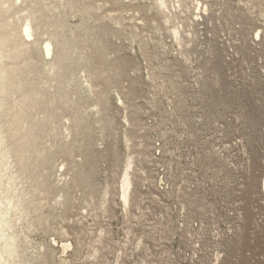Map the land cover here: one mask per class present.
Here are the masks:
<instances>
[{"label":"rangeland","instance_id":"rangeland-1","mask_svg":"<svg viewBox=\"0 0 264 264\" xmlns=\"http://www.w3.org/2000/svg\"><path fill=\"white\" fill-rule=\"evenodd\" d=\"M44 1L74 33L71 96L38 72L60 100L19 264H264V0Z\"/></svg>","mask_w":264,"mask_h":264},{"label":"bare ground","instance_id":"bare-ground-1","mask_svg":"<svg viewBox=\"0 0 264 264\" xmlns=\"http://www.w3.org/2000/svg\"><path fill=\"white\" fill-rule=\"evenodd\" d=\"M199 5L204 6L202 3ZM168 6L167 0H160L157 9L165 14L169 8ZM200 6L195 5L194 9L199 10L201 15L200 11L202 9ZM18 7L21 9L20 11ZM58 9H60V3L46 4L44 0H0V264H19L21 262V253L25 248L24 245L27 244V238L24 237L25 234L23 237L20 236L19 229L18 232L16 231L17 222L23 223L30 215L40 211L35 206V202L28 198L34 199L33 197H36L38 202L42 201L43 198L39 199L40 195L44 191L46 193L47 188H49L47 184L45 186L44 182L46 181L43 182L40 179L45 170L46 158L54 147L53 145L52 147H45V143V145H42L41 142L44 141V136L41 134L42 128L45 123H54L55 119L51 112L55 109L53 107L56 102L62 97L63 103L68 105L66 99L67 96H71L67 95L69 92L66 91V81L69 80L67 71L70 61L69 50L74 49L72 47L70 49L69 46L73 41L74 33L72 34L71 30V32L67 31L68 25L64 18L66 16L64 15L59 19L61 16L55 14V10ZM180 33V28H177L175 34L172 33L176 36L179 45L183 43ZM45 35L49 36L50 42L45 44V48L39 49L40 39ZM54 51L56 55L53 54ZM35 52L40 55L38 61L36 59L38 57L35 56L36 58H34ZM53 55L55 58L54 60L52 58V64L49 65L50 70H47L49 66L46 65L47 60L45 59L54 57ZM38 72L42 75L55 72L58 78L56 75L54 76L60 82L59 85L64 87L60 98L53 96L54 92L51 93L53 97L50 95L49 90L52 88L50 81L47 80L44 83L45 79L42 78L43 81L41 80L42 82L37 84L35 77ZM90 77L95 79L97 75L92 73ZM38 85L40 87L39 91L36 87ZM46 93L51 97H46ZM60 113L62 111L57 116ZM73 119L76 120L77 125L82 121L79 114ZM64 125L65 130H68L69 127L66 124ZM61 135L68 136L63 132H61ZM62 148L66 149L65 152L68 151L66 146ZM12 167L16 169V181L11 177L13 183L5 186V182L2 181L4 177L2 172L8 169L12 171ZM24 174H27V178L34 185L27 194L21 195L17 183ZM15 184L17 185L15 186ZM132 186L133 181L129 172H127L122 182V199L125 204L130 203ZM162 186L161 184L160 188ZM17 213H20L18 220L15 219ZM68 245L64 246L65 250L69 249L70 246Z\"/></svg>","mask_w":264,"mask_h":264}]
</instances>
